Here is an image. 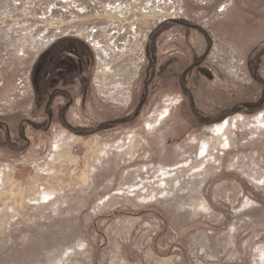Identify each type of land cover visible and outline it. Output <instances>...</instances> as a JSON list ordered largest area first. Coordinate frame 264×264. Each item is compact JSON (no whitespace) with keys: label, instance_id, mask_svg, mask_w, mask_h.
Here are the masks:
<instances>
[{"label":"rangeland","instance_id":"obj_1","mask_svg":"<svg viewBox=\"0 0 264 264\" xmlns=\"http://www.w3.org/2000/svg\"><path fill=\"white\" fill-rule=\"evenodd\" d=\"M0 264H264V0H0Z\"/></svg>","mask_w":264,"mask_h":264},{"label":"bare ground","instance_id":"obj_2","mask_svg":"<svg viewBox=\"0 0 264 264\" xmlns=\"http://www.w3.org/2000/svg\"><path fill=\"white\" fill-rule=\"evenodd\" d=\"M221 138V136L220 137H218V139H220ZM257 161V160H256Z\"/></svg>","mask_w":264,"mask_h":264},{"label":"flooded vegetation","instance_id":"obj_3","mask_svg":"<svg viewBox=\"0 0 264 264\" xmlns=\"http://www.w3.org/2000/svg\"><path fill=\"white\" fill-rule=\"evenodd\" d=\"M38 69H40V67Z\"/></svg>","mask_w":264,"mask_h":264}]
</instances>
